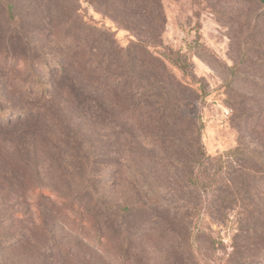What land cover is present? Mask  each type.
<instances>
[{
  "label": "rangeland",
  "instance_id": "1",
  "mask_svg": "<svg viewBox=\"0 0 264 264\" xmlns=\"http://www.w3.org/2000/svg\"><path fill=\"white\" fill-rule=\"evenodd\" d=\"M10 1L23 26L0 0V97L24 111L0 124V264H228L237 254L264 264V164L245 161L214 192L190 180L196 130L213 168L239 146L264 153V0H161L159 15L132 4L63 0L61 12L50 0ZM88 29L110 30L121 48L147 42L149 54L136 58L152 56L157 79L179 99L181 112L156 111L155 151L106 93L81 89L88 69H69L65 88L45 99L22 88L37 75L55 85L61 72L32 73L12 58L56 53ZM7 238L22 243L8 248Z\"/></svg>",
  "mask_w": 264,
  "mask_h": 264
},
{
  "label": "trees",
  "instance_id": "2",
  "mask_svg": "<svg viewBox=\"0 0 264 264\" xmlns=\"http://www.w3.org/2000/svg\"><path fill=\"white\" fill-rule=\"evenodd\" d=\"M52 3L57 5L59 11L63 10V0H50ZM77 1V0H76ZM81 1V0H78ZM90 2L93 6L98 8H104L106 6H122L126 7L127 4L140 5L141 9L146 7L152 8L151 11H156L159 15V10L162 9L161 0H85ZM2 4L6 9V14L11 22L23 26V19L18 16L15 11V6L10 0H2ZM138 9V8H136ZM147 11V9H145ZM149 13V12H148ZM137 25V24H136ZM85 37H72L68 40H63L64 47L61 51L54 53L41 52L37 57L14 59V64L25 67L29 71L34 73V67L39 68L41 73H47L49 75L55 74L56 70L59 69L61 72V78L57 84H49L43 80L40 76H35V82L31 85L23 86L29 94L36 95L45 99L49 97L51 91L56 92L58 89H64L65 82L64 75L69 69H78L80 72L83 69H88V72L84 73V82L78 81L81 89L87 90V87L91 91L97 93H106L103 101L113 106L114 109L130 114L136 121V124H130V126H139L143 131L148 132V137L145 142H141L147 150L151 149L155 151L160 148V133L158 123H161V116L156 114L158 110L172 109L179 113L182 111L181 104L175 93H171L167 87L168 84L165 81H159L156 77V62L151 56L144 60V65L136 58L135 54L144 55V52L148 53V45L144 40H137L127 48H121L118 46L115 35L109 30V32H97L95 30L88 29ZM85 51L87 60L81 64L78 62V58L75 55L81 51ZM149 54V53H148ZM7 55L0 57V62L7 63ZM3 58V60H1ZM177 63L183 68L188 69V63H182L179 59L175 58ZM54 66V67H53ZM146 72L150 78L144 81L143 73ZM37 74V73H36ZM72 78H76L75 74H71ZM77 80V79H76ZM75 88L74 83H70ZM117 93L118 96H116ZM43 106H39L36 109H30L27 114V121L31 118H40L45 110ZM152 106V107H151ZM27 108H25L26 110ZM155 110V111H154ZM24 109L18 108L17 106L6 109L4 101L0 97V119L4 118V124L7 126L10 122L12 115L16 113H23ZM25 115V114H22ZM7 119V120H6ZM2 120V119H1ZM1 126V125H0ZM196 145L197 155L194 158L195 171L190 178L191 182L196 185L197 188L202 190L214 192L218 189L217 178L228 179L234 175L240 165L244 164L245 161H253L258 164H264V153L249 152L244 147H236L228 151L225 155L221 154L217 158V167L211 165L209 156L204 149L202 143L201 133L196 130ZM69 139H71L69 137ZM98 155H93L96 159ZM214 170L213 173L209 172V169ZM230 181V179H229ZM58 194H62L60 190H54ZM44 191L41 190L40 193ZM47 194V193H46ZM160 199L154 197L151 200V206L159 204ZM81 210V208H79ZM81 212H84L81 210ZM254 231V230H253ZM97 233V232H95ZM102 234H98L97 238L102 239ZM8 248L13 247L14 244L22 243L18 240H5ZM14 242V243H13ZM109 245H112L109 243ZM7 249V247H6ZM228 264H244L243 257L238 254L234 256V259H228ZM203 264H208L207 261L203 260Z\"/></svg>",
  "mask_w": 264,
  "mask_h": 264
}]
</instances>
